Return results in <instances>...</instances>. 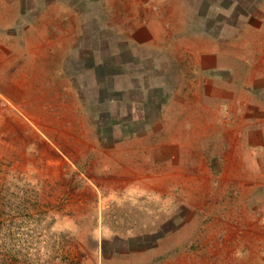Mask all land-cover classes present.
I'll return each instance as SVG.
<instances>
[{
	"label": "rangeland",
	"instance_id": "374dc122",
	"mask_svg": "<svg viewBox=\"0 0 264 264\" xmlns=\"http://www.w3.org/2000/svg\"><path fill=\"white\" fill-rule=\"evenodd\" d=\"M57 2L64 11L41 15ZM121 3L18 1L6 32L44 24L51 45L47 60L40 43L19 48V59L35 57L34 86L24 90L19 69L22 88L0 96V264H264V176L246 163L234 177L229 157L221 171L218 129L186 127L185 89L171 99L186 81L169 48L120 44L110 55L121 33L108 29L120 22L108 7ZM186 3L225 7L228 22L234 11L264 20V0ZM119 75L124 91L113 88ZM170 100L178 113L160 122Z\"/></svg>",
	"mask_w": 264,
	"mask_h": 264
},
{
	"label": "crops",
	"instance_id": "0c3cea01",
	"mask_svg": "<svg viewBox=\"0 0 264 264\" xmlns=\"http://www.w3.org/2000/svg\"><path fill=\"white\" fill-rule=\"evenodd\" d=\"M18 1L0 0V96L7 95V89L16 91L14 87L22 88L16 79L19 69L28 79L23 89L34 86V73L28 67L33 65L35 57L29 54L19 59L18 49L25 48L28 52L40 43L41 56L44 58L45 55L47 60L51 45L44 24L41 34L34 33L32 24L19 35L6 32L13 28L20 16ZM60 6L59 2L48 5L41 15L59 14L64 11ZM112 7H108L110 15L120 16V22L107 27L117 28L121 37L118 45H108L110 55L116 54L120 44L137 54H150L151 51L156 54L169 48L170 63L177 67L178 75L186 81L184 84L180 82L171 94L173 99L185 89L180 96L185 95L187 100L184 105L186 127L218 129L213 143L220 145L217 155L221 171H226L222 161L229 157L233 161L231 170L234 177H240L241 171H247L246 163L248 171H260L264 176V20L254 18L255 22L234 11L233 22H228L225 7H210V4L204 8L196 5L187 7L186 0H123L116 9ZM166 29L169 31L165 32ZM247 32L250 38L244 36ZM184 52L187 55H177ZM49 77L47 74L40 78L48 81ZM126 79V75L115 76L114 90L124 91V85L129 83ZM18 94L20 96L23 92ZM171 103L172 100L162 109L160 122L166 120L163 118L167 113L174 110L178 113L175 108H178L177 102L175 107H171ZM170 119L179 121L175 117ZM226 130L229 131L228 136ZM191 142L210 141L198 138ZM213 169L219 171L211 169L209 163L197 164V171Z\"/></svg>",
	"mask_w": 264,
	"mask_h": 264
}]
</instances>
